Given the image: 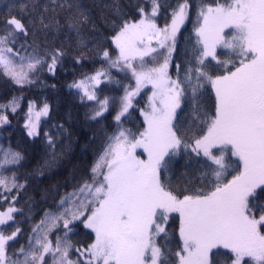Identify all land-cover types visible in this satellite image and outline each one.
Returning a JSON list of instances; mask_svg holds the SVG:
<instances>
[{"label":"snow or ice","instance_id":"snow-or-ice-1","mask_svg":"<svg viewBox=\"0 0 264 264\" xmlns=\"http://www.w3.org/2000/svg\"><path fill=\"white\" fill-rule=\"evenodd\" d=\"M22 112L0 264H264V0H0Z\"/></svg>","mask_w":264,"mask_h":264},{"label":"trees","instance_id":"trees-1","mask_svg":"<svg viewBox=\"0 0 264 264\" xmlns=\"http://www.w3.org/2000/svg\"><path fill=\"white\" fill-rule=\"evenodd\" d=\"M190 27V26H189ZM68 79H71V77H68ZM52 82V81H49ZM64 84L63 80H60L58 82V87H62ZM39 91L38 89L36 90H32L29 92H25V96L27 98H35L33 96V92H37ZM48 95H53L51 92L47 93ZM17 95H19V93H17ZM61 96H63V92L60 93ZM42 98V97H41ZM24 110H27V99H25L24 101ZM23 112L20 114V117L18 118H13L12 119V128L9 130V133H6L2 136H0V145L3 146H7L9 143H11L13 146H15L16 144H18L22 137L24 136V133L21 131L22 127H23ZM46 119V118H43ZM77 151H79V149H77ZM38 219V217H37Z\"/></svg>","mask_w":264,"mask_h":264},{"label":"rangeland","instance_id":"rangeland-1","mask_svg":"<svg viewBox=\"0 0 264 264\" xmlns=\"http://www.w3.org/2000/svg\"><path fill=\"white\" fill-rule=\"evenodd\" d=\"M43 119V118H42Z\"/></svg>","mask_w":264,"mask_h":264}]
</instances>
